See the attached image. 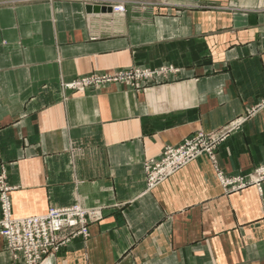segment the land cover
Wrapping results in <instances>:
<instances>
[{
  "label": "crops",
  "instance_id": "1",
  "mask_svg": "<svg viewBox=\"0 0 264 264\" xmlns=\"http://www.w3.org/2000/svg\"><path fill=\"white\" fill-rule=\"evenodd\" d=\"M135 68L167 76L143 90L62 86ZM255 107L219 148L227 176L264 162V0H0V175L13 214L103 209L49 264H264V184L226 194L207 156L152 190L144 171L166 146ZM0 264H22L1 236Z\"/></svg>",
  "mask_w": 264,
  "mask_h": 264
},
{
  "label": "rangeland",
  "instance_id": "2",
  "mask_svg": "<svg viewBox=\"0 0 264 264\" xmlns=\"http://www.w3.org/2000/svg\"><path fill=\"white\" fill-rule=\"evenodd\" d=\"M122 5L123 4L121 3L110 4L109 10H111L112 13L116 14L123 13L125 11V6L123 7ZM95 7L100 6L95 5ZM120 7H122L123 9H121ZM105 11L107 10L105 9ZM143 73H146V75L149 76H144ZM166 76L167 75L162 70H143L141 68H135L132 70L114 72L113 74H91L88 76L79 77L69 83H63L62 86L65 90L84 91L100 89L101 87H104L111 83H119L131 86L136 90H143L149 87V85L157 84L160 78H164ZM257 109L259 108L255 107L252 109H247L244 114L230 120L228 123L218 128L207 131H198L197 133L184 139L177 145L166 146L158 158L149 159L144 163V171L146 174V184L148 189L152 190L156 188L173 174L177 173L179 170L202 156H207L213 163L216 169L217 178L220 181L226 194L236 193L249 187H257L258 189H261L262 185L264 184V162L256 165L251 170V172L246 175L227 176L218 166L217 161V153L219 151V148L234 133L241 130V128L256 114ZM192 149L195 150V153ZM180 151L182 155L190 152H193L194 154L189 161L183 163L182 165H179L181 167H178L171 175L162 180V177L159 176V171L168 166L167 162L170 163L172 161V159L166 160V157H168L170 153H173L178 159L180 156ZM155 174H157V176H154ZM0 179L4 181L5 185V188L3 186V189L0 190V236L5 240L7 249L11 253L13 261L16 263L20 262L22 264H49L50 258L52 256L65 250L68 245L75 239L82 238L84 240H87L90 237V226L93 223L103 219L102 208H84L79 204H74L68 207H53L42 215L18 218L13 214V206L11 200V193L15 188L11 187L8 184V178L4 174L0 175ZM258 179L260 180L257 182ZM5 200L10 204V218L13 221H28L29 219L40 218H42L40 220H44L37 225H32V227L37 231V234H34L35 242L38 243L35 251L27 250L25 248L21 249L19 248L18 243H15L16 241L13 242L9 240L7 236L8 231L4 224V221L6 219L4 215ZM76 206H80L87 212L84 224L81 222V219L78 215H69L68 213H64L60 217L63 221H67L72 217L74 218V220H76V224L73 226H64L60 230L54 232L50 230V228H53L51 227L49 220V215L52 213V210H72L75 209Z\"/></svg>",
  "mask_w": 264,
  "mask_h": 264
},
{
  "label": "built area",
  "instance_id": "3",
  "mask_svg": "<svg viewBox=\"0 0 264 264\" xmlns=\"http://www.w3.org/2000/svg\"><path fill=\"white\" fill-rule=\"evenodd\" d=\"M143 75L145 76L146 73H143ZM146 76H149V75H146ZM192 150L195 153V150L194 149ZM193 152L185 153L184 155H182L180 151V156L178 159L173 153H170L169 156L166 157V160L172 159L170 163L167 162L168 168L166 167L164 169H161L160 170L161 172L159 171L160 173L159 176L162 177V180L165 179L167 176L171 175L178 167H181L179 165H182L183 163L189 161L194 154ZM154 176H157V174H155ZM259 180L260 179H258L257 182ZM3 186L5 188L4 181L0 179V190L3 189L2 188ZM4 208H5L4 215L6 217L4 224L8 231V235L7 234L6 235L8 236L9 240L13 242L16 241L15 243H18L19 248L21 249L25 248L27 250L35 251L38 243L35 242L34 234H37V231L32 227V225H37L38 223L43 222L44 220L42 221L40 220L42 218H40V219H29L28 221L20 220V221L15 222L10 218L11 217L10 204L6 200H5ZM69 210H52V213L49 215L50 225L51 227H53V228H50L51 231L53 232L58 231L64 226H69V225L73 226L76 224V220H74V218L72 217L68 219L67 221H63L60 217L64 213H68L69 215H73V214L78 215L81 219V222L84 224L85 217L87 214L86 210H84L80 206H76L75 209H72L70 211ZM24 222H25V225H24Z\"/></svg>",
  "mask_w": 264,
  "mask_h": 264
},
{
  "label": "water",
  "instance_id": "4",
  "mask_svg": "<svg viewBox=\"0 0 264 264\" xmlns=\"http://www.w3.org/2000/svg\"><path fill=\"white\" fill-rule=\"evenodd\" d=\"M87 10H88V11H91V10L93 11V10H94V11H97V12H98V11H105L104 8H102V9H101L100 7H94V8H93V7H91V6H88Z\"/></svg>",
  "mask_w": 264,
  "mask_h": 264
},
{
  "label": "bare ground",
  "instance_id": "5",
  "mask_svg": "<svg viewBox=\"0 0 264 264\" xmlns=\"http://www.w3.org/2000/svg\"><path fill=\"white\" fill-rule=\"evenodd\" d=\"M121 9H123L122 7H120Z\"/></svg>",
  "mask_w": 264,
  "mask_h": 264
}]
</instances>
